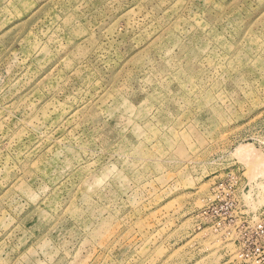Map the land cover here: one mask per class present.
<instances>
[{
    "label": "rangeland",
    "instance_id": "1",
    "mask_svg": "<svg viewBox=\"0 0 264 264\" xmlns=\"http://www.w3.org/2000/svg\"><path fill=\"white\" fill-rule=\"evenodd\" d=\"M261 214L264 0H0V264H264Z\"/></svg>",
    "mask_w": 264,
    "mask_h": 264
},
{
    "label": "built area",
    "instance_id": "2",
    "mask_svg": "<svg viewBox=\"0 0 264 264\" xmlns=\"http://www.w3.org/2000/svg\"><path fill=\"white\" fill-rule=\"evenodd\" d=\"M223 185L224 184H220L219 187L221 188V187H223ZM221 189H223V188H221ZM223 199L228 200V199H231V198H227L226 197V194H225V196H224ZM249 229H264V216L262 214L259 215L258 216V219L255 221V223L253 224V226L250 227Z\"/></svg>",
    "mask_w": 264,
    "mask_h": 264
},
{
    "label": "bare ground",
    "instance_id": "3",
    "mask_svg": "<svg viewBox=\"0 0 264 264\" xmlns=\"http://www.w3.org/2000/svg\"><path fill=\"white\" fill-rule=\"evenodd\" d=\"M249 150V147L245 146V147H241L238 149V152L240 153V155H247L246 152ZM261 163V159H256L252 162L253 167L258 166Z\"/></svg>",
    "mask_w": 264,
    "mask_h": 264
}]
</instances>
